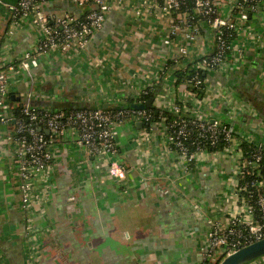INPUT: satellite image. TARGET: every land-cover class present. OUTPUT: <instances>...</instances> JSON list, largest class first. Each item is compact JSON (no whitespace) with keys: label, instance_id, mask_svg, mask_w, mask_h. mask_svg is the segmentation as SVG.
<instances>
[{"label":"crops","instance_id":"crops-1","mask_svg":"<svg viewBox=\"0 0 264 264\" xmlns=\"http://www.w3.org/2000/svg\"><path fill=\"white\" fill-rule=\"evenodd\" d=\"M63 7L51 3L48 10L60 14L66 12ZM141 8L134 0L130 6L111 12L83 62L73 67L61 62L58 78L52 66L42 68L47 76H42L41 69L36 71L42 78L34 88L22 78L13 89L16 97L28 101L34 90L30 102L39 107L83 105L89 98L100 108L122 106L157 85L164 72L156 97L165 99L174 87L179 98H184L188 91L185 85L176 87L175 72L213 55L214 33L202 21L192 25L191 29L197 30L195 41L189 55L182 57L179 50L186 44L185 20L176 21L180 33L171 39L167 35L171 21L162 11L142 8V14L136 15L135 10ZM225 14H232L228 2ZM0 21L4 33L9 21L6 10L0 11ZM168 37L172 46L165 45ZM36 41L37 30L24 26L0 46L3 44L2 51L6 46L4 54L15 60ZM235 46L229 59L233 67L209 74L204 98L190 106H196L195 112L205 118L227 120L226 102L220 100L219 91L229 88L238 100L246 101L240 97L244 95L252 106L256 103L264 121V2L258 16H251L247 28L239 33ZM54 96L59 99L56 104ZM157 104L155 99L153 108H158ZM143 132L139 122L117 129L119 157L113 165L107 157L91 158L89 166L83 165V154L75 143L58 144L51 179H35L34 234L28 232L20 204L18 171L9 155L14 146L2 141L0 264H203L209 227L194 205L214 219L234 210V201L221 202L232 192L227 181L234 185V154H199L193 170L186 174L184 164L167 150L159 126L149 135ZM250 264H264V257Z\"/></svg>","mask_w":264,"mask_h":264},{"label":"built area","instance_id":"built-area-1","mask_svg":"<svg viewBox=\"0 0 264 264\" xmlns=\"http://www.w3.org/2000/svg\"><path fill=\"white\" fill-rule=\"evenodd\" d=\"M138 1L147 11L161 10L171 21L167 34L171 39H175L180 33L176 21L182 18L185 20L188 27L184 34L186 44L179 50L182 57L189 55V48L195 41L197 32L196 28L191 29L192 25H195V16L191 15L189 10L180 11L191 1L194 14L199 15L202 22L212 30L216 41L215 53L202 57L196 66V69L209 74L228 72L233 67L229 59L234 54L235 41L239 33L247 28L250 17L258 16L260 6L264 2ZM64 2L68 3V9L73 7L77 11L71 13L66 9V12L59 14L48 10L51 3ZM133 2L134 0H19L16 4L1 3L3 9L8 12L9 21L4 33L1 28L3 23L0 21V42L12 38L15 32L24 26L37 30L35 46L15 60L4 54L7 52L6 46L4 51L1 50L3 44L0 46V144L3 141L14 146V151L9 155L18 171L20 204L26 216L29 234H34L32 229L36 228L33 207L36 196L35 179L38 176L42 177L43 182L51 179L57 166L55 149L58 144L75 143L83 154L80 162L83 165L89 166L91 158L106 157L109 164L113 165L119 157L117 129L131 122L143 125L149 120V116L146 110L139 108L104 110L97 107L92 98L87 100L84 109H67L61 105L39 107L30 102L35 95L33 89L30 99L19 109V116H15L9 96L15 93L13 89L19 85L22 78L29 81L34 88L35 83L42 78L35 73L40 69L43 71L42 76H47V70L44 69L52 66L57 70L58 78L61 62L71 63L72 67L78 62H83L88 47L103 29L108 15L114 10L130 6ZM226 2L232 6L231 16L225 14ZM86 7L88 10L84 11L83 8ZM142 8L135 10V14H142ZM171 39L168 37L165 45L172 46ZM162 77L164 78V72L159 79ZM192 82L194 87L202 84L196 75ZM219 92L220 100L224 99V103L226 102L227 120L208 119L198 114L195 112L196 106H190L192 102L199 101L196 96L188 91L184 98L180 99L176 88L173 87L167 91L168 97L162 99L157 96L154 102L156 99L158 109L171 112L177 118L171 122L164 118L158 123H151L149 128H143L145 135H149L155 126L161 128L166 138L167 150L174 154L180 164H184L186 174H190L193 163L196 165L199 154H234V185L227 181V185L232 187V192L221 201H234V210L214 219L213 215L193 203L194 209L207 220L209 227L206 246L201 255L207 264H215L217 261L220 263L223 258L264 239V121L261 120L256 107L235 98L229 88ZM58 101L54 96L52 102L56 104ZM246 130H249L247 134ZM221 137L225 142L224 149L210 151L218 146ZM243 143L247 144L245 151L241 147ZM41 200H45V197ZM192 202L197 201L193 199Z\"/></svg>","mask_w":264,"mask_h":264},{"label":"trees","instance_id":"trees-1","mask_svg":"<svg viewBox=\"0 0 264 264\" xmlns=\"http://www.w3.org/2000/svg\"><path fill=\"white\" fill-rule=\"evenodd\" d=\"M5 1L12 4L11 0H5ZM16 2L17 1H15L14 4H16ZM71 9L72 10L68 9V12L74 13V12L77 11L73 7ZM83 10L86 11V10H88V8L87 7L83 8ZM187 10H189L191 15L195 16L194 17V23L202 21V18L199 15H195L194 14L193 6H192L191 1H189L186 4V6H183L180 11L181 12H187ZM174 17L176 18V16H174ZM233 36H234V34H233ZM197 63H199V61L195 62L194 64H191V65L187 66L184 69H180V70H177L175 72V75L177 77L176 87H179L181 85H185L187 91H190L191 93H193L196 96V98L198 100H201V99L204 98V95H205L206 84L204 83V81L207 79V77L209 75V72L201 71V70L196 69ZM195 75L198 76V79H200L201 82H202L201 86H199V87H194L193 86L192 79H193V77ZM163 81H164V78L162 77L159 80L157 85H155L154 87L149 88L147 90L146 94H142L139 98L136 99V101L128 100L127 104H124L122 106L121 105H109V106H105L106 108L103 107V106L101 108L104 109V110L115 111V110H120L122 108L124 109L125 107L127 109H138V108L144 106V110H146L147 115L149 116V120L144 122L143 128H149L151 123H158L159 121H161L164 118L168 122H171V121H173V120H175L177 118V116L175 114H173L171 112L164 111V110H160L158 108H148L147 107V102L150 99H152V98L153 99L156 98V95L160 92L162 84H163ZM9 102L12 105V107L14 108V111H13L14 115L15 116H19V112H20L19 109L21 108V106L24 105L25 102L21 98L16 97V93H12L9 96ZM58 105H61V106L65 107V108H67V109H84V108H86L85 104L81 105V104H77V103L76 104L62 103V104H58ZM254 107H256V109H257V104L256 103H255ZM181 115H185V114H181ZM224 147H225V142L223 141V138L221 137L219 139L218 146L215 147V148L210 149V151H212V152L222 151L224 149ZM241 147H242V149L244 151L247 150L246 149L247 148V144L246 143H243L241 145ZM191 152L192 151H190V153ZM194 165H195L194 163L191 165V167H190L191 170H193ZM208 263H210V262H208ZM203 264H207V262L205 263L203 261Z\"/></svg>","mask_w":264,"mask_h":264},{"label":"water","instance_id":"water-1","mask_svg":"<svg viewBox=\"0 0 264 264\" xmlns=\"http://www.w3.org/2000/svg\"><path fill=\"white\" fill-rule=\"evenodd\" d=\"M1 3L11 4L9 2H6L5 0H0V11L2 12L4 11V9ZM62 4L64 5L63 9H68L69 7L68 3L64 2ZM240 97L244 98V100H246L245 102H248L250 104L252 103V101L249 98H246L244 95H240ZM153 103H154V99L152 98L147 102V107L153 108ZM139 109H144V106L140 107ZM263 257H264V239L240 249L234 254L223 258V260L220 263H218L217 261L215 264H250Z\"/></svg>","mask_w":264,"mask_h":264},{"label":"rangeland","instance_id":"rangeland-1","mask_svg":"<svg viewBox=\"0 0 264 264\" xmlns=\"http://www.w3.org/2000/svg\"><path fill=\"white\" fill-rule=\"evenodd\" d=\"M258 114H259V113H258ZM259 116H260V114H259ZM248 132H249V130H246V131H245L246 134H247Z\"/></svg>","mask_w":264,"mask_h":264},{"label":"flooded vegetation","instance_id":"flooded-vegetation-1","mask_svg":"<svg viewBox=\"0 0 264 264\" xmlns=\"http://www.w3.org/2000/svg\"><path fill=\"white\" fill-rule=\"evenodd\" d=\"M258 111V110H257Z\"/></svg>","mask_w":264,"mask_h":264}]
</instances>
